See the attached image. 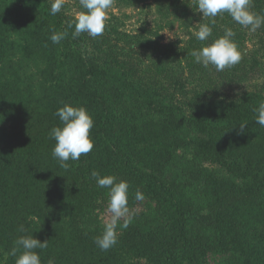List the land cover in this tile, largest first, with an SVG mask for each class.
Segmentation results:
<instances>
[{
    "label": "trees",
    "instance_id": "16d2710c",
    "mask_svg": "<svg viewBox=\"0 0 264 264\" xmlns=\"http://www.w3.org/2000/svg\"><path fill=\"white\" fill-rule=\"evenodd\" d=\"M53 2L0 0V264H15L21 236L48 241L35 250L41 264H264V127L254 111L264 102V25L203 17L196 0H113L154 9L155 25L129 30L111 13L102 35L73 38L69 24L85 10L64 0L53 15ZM249 10L264 16V0ZM175 23L186 36L165 41L161 30ZM201 24L212 28L205 41L194 35ZM227 28L240 62L219 72L196 63L191 52ZM54 32L67 35L53 43ZM65 104L94 121L92 151L68 170L49 135ZM93 170L129 184L132 220L122 228L121 219L107 251L94 240L108 189Z\"/></svg>",
    "mask_w": 264,
    "mask_h": 264
},
{
    "label": "clouds",
    "instance_id": "9594fccd",
    "mask_svg": "<svg viewBox=\"0 0 264 264\" xmlns=\"http://www.w3.org/2000/svg\"><path fill=\"white\" fill-rule=\"evenodd\" d=\"M63 2L64 0H54L51 5L53 15L61 11ZM79 2L85 11L77 13L74 21L69 24V27H73L74 24L73 38L81 33H87L92 38L102 35L105 30L107 10L113 5V0H79ZM196 2L198 12L202 13L203 17L214 18L218 14L227 12L239 25L246 28L250 26L251 31H256L264 25V16L249 10L250 0H196ZM66 35L65 32H54L50 39L53 43H59ZM194 35L198 40L205 41L212 35V28L208 24H201ZM235 35L231 28H227L223 36L215 39L210 45L193 50L191 55L195 57L196 63L204 67L212 65L218 72L235 66L241 60V54L232 39ZM254 111L257 113L256 123L264 127V102H260ZM54 115L59 117L61 126L53 127L49 133L56 142L52 156L59 162L61 168L68 170L69 160L78 161L82 154L86 155L92 151L94 142L90 132L94 121L86 108L71 104H65ZM246 126L242 123L239 126L240 130L243 131ZM91 177L96 180L98 187L108 189L107 211L111 213V218L104 224L102 234L94 240L100 250L107 251L117 243V226L121 219L124 221L120 225L122 228H127L132 220L128 206L129 184L124 180L117 182L115 176L102 177L96 170L91 172ZM134 198L142 202L145 196L137 189ZM19 230L24 231L23 226ZM15 245L11 251V255L16 257L15 264H41L40 255L35 250L46 249L48 241L41 242L34 236H21L15 241ZM47 264H55V259L49 258Z\"/></svg>",
    "mask_w": 264,
    "mask_h": 264
},
{
    "label": "rangeland",
    "instance_id": "374dc122",
    "mask_svg": "<svg viewBox=\"0 0 264 264\" xmlns=\"http://www.w3.org/2000/svg\"><path fill=\"white\" fill-rule=\"evenodd\" d=\"M111 13L120 15L124 20V27L129 30H136L139 28L143 23H147L149 27L155 25V21L157 19L156 13L150 11L147 6L145 5H138L132 7H123L118 8L117 6H111L107 10L106 18L110 16ZM185 29L179 25V23H175V25L170 28L166 27L161 30V35L163 36L164 40L169 41L177 38H182L185 35ZM166 32V33H165ZM108 202L103 205V209H101V217L104 223L108 222L111 218V213L107 211ZM142 206L138 207L141 209ZM144 264H146L144 262Z\"/></svg>",
    "mask_w": 264,
    "mask_h": 264
}]
</instances>
